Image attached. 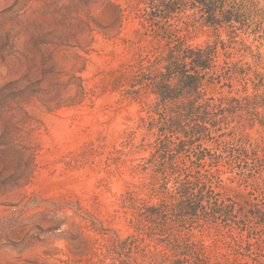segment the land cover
Instances as JSON below:
<instances>
[{
	"label": "rangeland",
	"instance_id": "374dc122",
	"mask_svg": "<svg viewBox=\"0 0 264 264\" xmlns=\"http://www.w3.org/2000/svg\"><path fill=\"white\" fill-rule=\"evenodd\" d=\"M153 2L0 0V264H264V22Z\"/></svg>",
	"mask_w": 264,
	"mask_h": 264
},
{
	"label": "trees",
	"instance_id": "16d2710c",
	"mask_svg": "<svg viewBox=\"0 0 264 264\" xmlns=\"http://www.w3.org/2000/svg\"><path fill=\"white\" fill-rule=\"evenodd\" d=\"M154 1V2H153ZM154 7L161 8L168 16L178 13L179 4H187V7L180 10L185 18H192V20L200 27L212 28L219 30L224 24L232 21H238L236 12L232 10H225L223 6V0H152ZM220 5V6H219ZM219 13V18L217 17ZM150 19H157L161 17V14H150ZM222 44L226 41L220 40ZM215 47L206 44L202 47H190L183 46L179 47L172 46L160 58L168 63H172L174 59H181L183 62L181 67H176L174 64L170 65V71L175 73L178 77L179 86L187 92L196 91L200 85L201 76L199 73L206 72L211 67V62L214 55ZM189 59L192 68L195 70L194 74H189L186 70L187 63L185 60ZM138 73L145 68L143 59H139L136 64ZM166 68V65L163 66ZM169 68V66L167 67ZM159 73H162L158 70ZM165 85H169L165 83ZM149 212H152L153 208H147ZM184 212L192 214L193 209L183 207Z\"/></svg>",
	"mask_w": 264,
	"mask_h": 264
},
{
	"label": "clouds",
	"instance_id": "9594fccd",
	"mask_svg": "<svg viewBox=\"0 0 264 264\" xmlns=\"http://www.w3.org/2000/svg\"><path fill=\"white\" fill-rule=\"evenodd\" d=\"M224 8H233L235 11L243 13L241 19L248 18L249 23L255 21L264 22V0H223ZM219 18V13H217ZM188 45H185L187 47ZM61 218V212L56 211L51 207H37L32 212L28 213V218L23 224L27 227L25 231L32 227L33 224H41L47 226L55 224ZM65 225H61V228Z\"/></svg>",
	"mask_w": 264,
	"mask_h": 264
}]
</instances>
